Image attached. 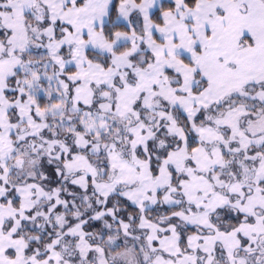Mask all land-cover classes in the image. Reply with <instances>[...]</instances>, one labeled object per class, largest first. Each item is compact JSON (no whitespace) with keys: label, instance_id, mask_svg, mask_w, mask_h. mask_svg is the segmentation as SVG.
Instances as JSON below:
<instances>
[{"label":"snow or ice","instance_id":"1","mask_svg":"<svg viewBox=\"0 0 264 264\" xmlns=\"http://www.w3.org/2000/svg\"><path fill=\"white\" fill-rule=\"evenodd\" d=\"M0 264H264V0H0Z\"/></svg>","mask_w":264,"mask_h":264}]
</instances>
